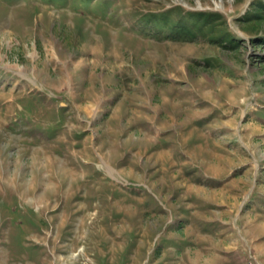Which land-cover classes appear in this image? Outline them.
Instances as JSON below:
<instances>
[{
    "label": "rangeland",
    "instance_id": "1",
    "mask_svg": "<svg viewBox=\"0 0 264 264\" xmlns=\"http://www.w3.org/2000/svg\"><path fill=\"white\" fill-rule=\"evenodd\" d=\"M255 1L0 0V264H264Z\"/></svg>",
    "mask_w": 264,
    "mask_h": 264
},
{
    "label": "trees",
    "instance_id": "2",
    "mask_svg": "<svg viewBox=\"0 0 264 264\" xmlns=\"http://www.w3.org/2000/svg\"><path fill=\"white\" fill-rule=\"evenodd\" d=\"M252 7H254L255 10L250 8L249 10H247L245 12L244 16L241 17L240 20L244 21V22L245 21L246 22H252L254 24H259V25L264 24V3H258V1H255L254 3H252ZM170 13H173V11L170 10ZM180 14H181V16H183L184 18H187L189 20H197V19L202 20L203 19L202 20V27L199 28L200 31L208 25L207 24V18L215 15V14L209 13V12H197V13H195V15H194V13H192L193 15H188V16H186L185 14H182V13H180ZM166 16H168V15L165 14L164 17H166ZM160 24H162L164 26L168 25L167 21H164V23L161 22ZM174 24L175 23H173V25H171V26H173V28H175ZM199 26H201V25H199ZM214 28H215V26H212L210 31H213ZM189 33H191V32H189ZM224 36L228 37L229 34L225 33ZM258 40L259 41H256L257 44H264V35L260 36Z\"/></svg>",
    "mask_w": 264,
    "mask_h": 264
},
{
    "label": "bare ground",
    "instance_id": "3",
    "mask_svg": "<svg viewBox=\"0 0 264 264\" xmlns=\"http://www.w3.org/2000/svg\"><path fill=\"white\" fill-rule=\"evenodd\" d=\"M1 172V171H0ZM2 176L0 175V178H1ZM33 198V197H32ZM35 201L37 200V201H40L41 200V198H40V195H37V196H35L34 198H33ZM43 199V198H42ZM32 200V199H31ZM63 220H64V218H63ZM84 223V222H83ZM60 243V242H59ZM67 247V246H66ZM55 249L56 250H59V251H61V246H60V244L59 245H55ZM78 257V256H77ZM77 259V258H76ZM63 260V259H62Z\"/></svg>",
    "mask_w": 264,
    "mask_h": 264
},
{
    "label": "built area",
    "instance_id": "4",
    "mask_svg": "<svg viewBox=\"0 0 264 264\" xmlns=\"http://www.w3.org/2000/svg\"><path fill=\"white\" fill-rule=\"evenodd\" d=\"M250 264H256V262L252 260Z\"/></svg>",
    "mask_w": 264,
    "mask_h": 264
}]
</instances>
